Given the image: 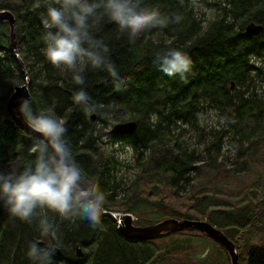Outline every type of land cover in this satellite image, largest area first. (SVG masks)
Listing matches in <instances>:
<instances>
[{
  "label": "trees",
  "instance_id": "trees-1",
  "mask_svg": "<svg viewBox=\"0 0 264 264\" xmlns=\"http://www.w3.org/2000/svg\"><path fill=\"white\" fill-rule=\"evenodd\" d=\"M143 3L182 19L143 34L135 45L106 17L95 21L93 33L108 45L110 59L127 82L115 90L106 72L89 69L86 88L99 106L85 113L73 103L78 86L70 73L53 68L44 55L43 20L49 0H0V12L15 19L30 105L36 113L44 111L66 122L74 156L88 179L105 192V211L132 213L138 226L158 223L164 217L152 221L137 214L143 207L137 203L146 202L168 218L207 220L234 243L238 264H264V0H200L201 9L191 7L190 0ZM251 22L260 24L262 31L248 38L243 31ZM168 48L191 57L186 78L169 77L154 66L155 53ZM24 82L8 23L0 21L4 168L18 169L34 159L33 138L16 126L7 110L14 87ZM126 121L136 122L134 134L102 131ZM118 146L130 148L131 165L121 160ZM126 169L131 170L128 178ZM158 185L173 195L172 202L184 196L190 202L187 212L173 207L164 191L152 200L140 194L146 188L148 195L160 192ZM53 219L58 241L45 237L36 223L13 221L0 209V264H30L26 253L32 241L54 247L56 264H229L226 251L196 230L137 241L124 238L107 216L95 229L82 220ZM192 238L210 247L209 253L197 258L192 254L204 247H196L195 253L185 250L181 242L192 246ZM161 240L169 243L163 248ZM77 248L81 258L76 257Z\"/></svg>",
  "mask_w": 264,
  "mask_h": 264
},
{
  "label": "clouds",
  "instance_id": "clouds-1",
  "mask_svg": "<svg viewBox=\"0 0 264 264\" xmlns=\"http://www.w3.org/2000/svg\"><path fill=\"white\" fill-rule=\"evenodd\" d=\"M190 5L204 7L200 0H190ZM105 17L127 33L132 45L143 34L166 29L182 19L147 6L143 0H49L43 20L44 55L53 68L70 73L72 83L78 86L73 103L85 113L99 106L86 88L89 69L106 72L115 90L127 82L110 59L108 45L93 33V23ZM153 64L169 77L184 79L193 61L186 52L168 48L155 53ZM17 112L33 134L30 151L34 159L18 169L0 166V209L13 221L36 223L38 230L53 241L60 238L53 217L73 223L86 221L94 229L102 226L105 192L88 179L74 156L66 122L44 111L34 112L24 97L18 101ZM55 253L54 247L32 241L26 255L30 264H56Z\"/></svg>",
  "mask_w": 264,
  "mask_h": 264
},
{
  "label": "water",
  "instance_id": "water-1",
  "mask_svg": "<svg viewBox=\"0 0 264 264\" xmlns=\"http://www.w3.org/2000/svg\"><path fill=\"white\" fill-rule=\"evenodd\" d=\"M0 21L8 23L9 26V39L10 46L14 52V56L18 61L23 73L25 74V82L16 86L13 89L7 102L8 113L16 124V126L23 132L33 137L30 129L26 124L19 118L17 107L18 101L21 97L29 100L30 95L28 91L29 81L26 76L25 68L20 60L18 49L16 45V23L13 15L6 11L0 12ZM262 31V26L256 23H249L244 28V35L248 38L257 36ZM231 89L234 88L233 83L230 86ZM95 115L90 117V122H94ZM137 124L134 121H126L122 123L114 124L110 130L109 134L112 136H126L132 135L136 132ZM103 216H107L115 221L117 230L126 239L137 240V241H148L154 238L169 235L171 233H179L186 229L196 230L204 234L207 238L212 240L215 244L222 247L227 255L229 256L230 264H238V256L236 253L235 245L215 226L209 224L206 221L197 220H177L174 218H169L162 220L153 225L147 226H134L133 219L130 214H120L104 211ZM83 256L82 250L80 248L76 249V257L81 258Z\"/></svg>",
  "mask_w": 264,
  "mask_h": 264
},
{
  "label": "rangeland",
  "instance_id": "rangeland-1",
  "mask_svg": "<svg viewBox=\"0 0 264 264\" xmlns=\"http://www.w3.org/2000/svg\"><path fill=\"white\" fill-rule=\"evenodd\" d=\"M202 4V3H201ZM204 11V10H202ZM112 127L111 126H108L107 128H103L102 127V131H109L110 128ZM105 129V130H104ZM104 138V136H103ZM104 141H106L105 139H103ZM116 151L121 155V160H123L125 163H127L128 165H131L132 164V160H133V154L131 153V150L130 148H128L127 146L126 147H122V146H118L117 148H115ZM223 169H221L220 171H222ZM227 171V170H226ZM124 174L126 175V178H128L130 175H131V170H125L124 171ZM203 179V177L200 178V180ZM159 189H160V192H154L152 193L151 195H148L147 194V191H149V188H146L145 190L141 191V195H143L144 197L146 198H149L150 200L152 199H155V197L157 196H163L164 193L163 191L166 193L165 195L168 196L170 199H171V204L172 206H176V208L180 209L181 211L183 212H187L188 210V207L190 205V202L184 197V196H178V198H180L178 201L175 200L174 202H172L173 200V195L172 194H168V192L166 190H163L161 188V186H157ZM151 192V190H150ZM135 199V196L132 198V200ZM121 205H123L122 203H120ZM137 204H143V207L139 208V209H136V207H134V209H136L137 211V214L139 215L140 218L142 219H146V220H158V219H161L160 221L162 220H165V219H169L168 218V215H162L158 212L159 209H156V207H153L152 204H148L146 202H140V203H137ZM148 204V206H147ZM120 207H124V206H120ZM153 209V210H152ZM154 210H157V211H154ZM134 212V210H132ZM112 213H120V214H125L123 212H112ZM126 214H130L132 219H133V225L134 223L138 220V218L132 214V213H126ZM191 214V212H190ZM175 219V218H174ZM178 220V219H177ZM159 221V222H160ZM197 221H206L208 222L207 220H197ZM154 224V223H153ZM153 224H150V225H153ZM210 224V223H209ZM134 226H138V225H134ZM140 226H147L146 224H142ZM214 226V225H213ZM216 227V226H215ZM217 228V227H216ZM224 234V233H223ZM199 238H192L191 241L194 245L192 246H189V243L187 242H181V245L183 246V248L185 250L189 249L188 251H191L192 249H194V252L192 253H195V248H199L200 250L201 247H204L205 249L202 250L201 252H196L195 254H192L195 255L197 258H200V257H203L205 254H208L209 251H210V247H207V245H203L201 242L198 241ZM162 241V247L164 248V245H167L169 243V241H166V240H161ZM198 241V242H197ZM232 242V241H231ZM233 243V242H232ZM234 244V243H233ZM172 244H170L169 248H171ZM190 247V248H189ZM180 249H176V252L179 251ZM236 253H237V250H236ZM175 256V254H173ZM238 256V254H237ZM229 258V256H228ZM180 259V258H178ZM180 260H183V259H180ZM229 264H230V261H229Z\"/></svg>",
  "mask_w": 264,
  "mask_h": 264
}]
</instances>
